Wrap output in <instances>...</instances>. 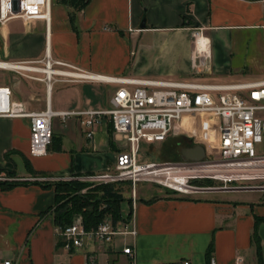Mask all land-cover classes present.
I'll return each mask as SVG.
<instances>
[{"label":"crops","instance_id":"0c3cea01","mask_svg":"<svg viewBox=\"0 0 264 264\" xmlns=\"http://www.w3.org/2000/svg\"><path fill=\"white\" fill-rule=\"evenodd\" d=\"M50 6L49 22L14 19L0 24L1 62L41 61L49 51L53 61L104 77L205 83L264 80V0H87L74 23L67 5L51 0ZM0 7L17 11L21 0H0ZM196 29L209 40L207 65L200 64ZM32 76L0 69V85L10 86L13 100L29 112L45 110L48 101L56 113L105 111L118 89L99 81L57 80L48 97L46 83ZM82 119L54 117L49 152L35 158L30 155V120L0 117V175L60 178L106 172L127 149V142L114 133L110 117L93 127L92 137ZM59 143L62 149L57 151ZM194 147L192 143L182 149ZM159 188L138 190L139 264L181 259L236 264L237 258L244 264H264V204L232 198L241 193L237 191L190 198ZM55 197L54 188L41 183L0 182V260L59 262L50 211ZM130 242L118 239L116 244Z\"/></svg>","mask_w":264,"mask_h":264},{"label":"built area","instance_id":"2783aa9c","mask_svg":"<svg viewBox=\"0 0 264 264\" xmlns=\"http://www.w3.org/2000/svg\"><path fill=\"white\" fill-rule=\"evenodd\" d=\"M51 0H21V8L6 12L0 7V24L11 20L44 19L49 22ZM200 48V64L210 59L209 40L202 29L193 31ZM208 42V47H206ZM197 58L193 68L197 69ZM0 69L17 73L42 75L50 97L53 83L99 81L118 86L105 111L56 113L49 101L43 111L29 112L23 104L13 100L8 85H0V117L27 118L31 122L30 155L45 157L52 143V121L56 116H78L81 125L90 129L103 117H110L113 131L124 137L127 149L120 152L116 162L106 172L70 177H38L34 182L77 181L87 187L81 194L101 185L128 184L129 197L121 206L118 221L106 217L96 228L87 230L81 215L74 217L71 225L56 227V250L74 258L79 264H139L136 239L138 228L136 210L139 204L138 189L150 184L184 197H197L208 193L264 189V80L234 83H205L187 80H141L121 77H104L78 71L62 61H53L47 51L45 60L27 63L0 61ZM198 123L190 132L177 129L176 123L184 117ZM174 132L186 133L193 145L205 149L200 160L180 163H158L140 159V145L161 143ZM130 239L118 247L116 241ZM0 264H20L19 260L1 259ZM53 264H73L55 262ZM155 264H193L189 259ZM208 264H216L211 259ZM236 264H244L237 258Z\"/></svg>","mask_w":264,"mask_h":264},{"label":"trees","instance_id":"16d2710c","mask_svg":"<svg viewBox=\"0 0 264 264\" xmlns=\"http://www.w3.org/2000/svg\"><path fill=\"white\" fill-rule=\"evenodd\" d=\"M56 1L59 4L67 5L71 9L72 23H74L77 13L83 11L87 6V0ZM61 149V143H59V145L55 147V150L60 151ZM33 176L46 177L42 174L35 175V173ZM27 183L28 182L14 183L10 185ZM33 183L38 184L40 182ZM41 184L46 187L54 188L55 190V205L50 210L53 215L55 227L64 228L71 225L74 217L77 215L83 217L87 230L96 228L106 217H111L116 222L120 219L122 204L128 200L122 192V188L124 186L128 187V184L101 185L88 190L85 194H81V191L86 188L87 185L77 181L46 182ZM255 241L258 245V253L260 255L261 246L257 234L255 235ZM209 251H211V249Z\"/></svg>","mask_w":264,"mask_h":264},{"label":"rangeland","instance_id":"374dc122","mask_svg":"<svg viewBox=\"0 0 264 264\" xmlns=\"http://www.w3.org/2000/svg\"><path fill=\"white\" fill-rule=\"evenodd\" d=\"M31 74V73H30ZM32 76V74H31ZM37 76V77H44V76H38V75H33L32 77ZM198 125L197 121L195 119H192L191 117H184L182 121L176 123L175 127L180 130H184L186 132H190L196 128ZM189 136L186 133H178L174 132L169 138L166 140V142L162 143H155L153 145L147 144V143H142L141 145V151H140V159L143 160H149V161H155L158 163H180L183 162L185 159L182 155V148H184L187 145L192 144V140L188 138ZM179 142L181 144H179ZM191 142V143H190ZM194 143V142H193ZM259 149H264V144L260 147ZM35 176H28V177H22L18 176L14 173L11 174H2L0 175V182L1 183H9V184H14V183H30L34 182ZM150 184H144L139 187V191L143 187H148ZM153 186V185H151ZM159 188V187H158ZM122 192L126 198L129 197V189L128 187H123ZM163 189V188H159ZM241 193H234L231 194L232 198L240 201H246V202H257V203H262L264 204V189L261 187L257 186V188H254L253 190H248V191H237ZM221 193V192H219ZM202 196H197L195 198H201ZM194 198V197H193ZM59 261L67 262V254L61 253L59 255ZM80 258H74L73 263L74 264H79L80 263Z\"/></svg>","mask_w":264,"mask_h":264},{"label":"water","instance_id":"95a60500","mask_svg":"<svg viewBox=\"0 0 264 264\" xmlns=\"http://www.w3.org/2000/svg\"><path fill=\"white\" fill-rule=\"evenodd\" d=\"M145 24L142 23L141 28L144 29ZM182 155L185 160H200L206 155L205 149L202 146H196L191 149H183Z\"/></svg>","mask_w":264,"mask_h":264},{"label":"bare ground","instance_id":"6f19581e","mask_svg":"<svg viewBox=\"0 0 264 264\" xmlns=\"http://www.w3.org/2000/svg\"><path fill=\"white\" fill-rule=\"evenodd\" d=\"M51 5V4H50ZM207 44H208V42H207Z\"/></svg>","mask_w":264,"mask_h":264},{"label":"flooded vegetation","instance_id":"af4514ba","mask_svg":"<svg viewBox=\"0 0 264 264\" xmlns=\"http://www.w3.org/2000/svg\"><path fill=\"white\" fill-rule=\"evenodd\" d=\"M191 143V142H190ZM183 150V149H182Z\"/></svg>","mask_w":264,"mask_h":264}]
</instances>
